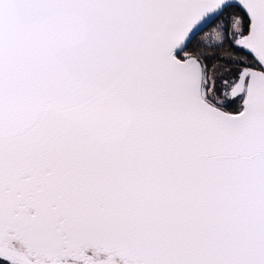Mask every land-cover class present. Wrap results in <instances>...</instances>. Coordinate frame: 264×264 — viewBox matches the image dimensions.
Here are the masks:
<instances>
[{
	"label": "snow or ice",
	"instance_id": "1",
	"mask_svg": "<svg viewBox=\"0 0 264 264\" xmlns=\"http://www.w3.org/2000/svg\"><path fill=\"white\" fill-rule=\"evenodd\" d=\"M0 264H264V0H0Z\"/></svg>",
	"mask_w": 264,
	"mask_h": 264
}]
</instances>
